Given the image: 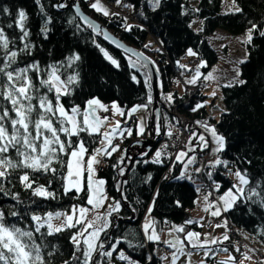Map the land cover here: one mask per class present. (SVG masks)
I'll return each mask as SVG.
<instances>
[{"label": "trees", "instance_id": "obj_1", "mask_svg": "<svg viewBox=\"0 0 264 264\" xmlns=\"http://www.w3.org/2000/svg\"><path fill=\"white\" fill-rule=\"evenodd\" d=\"M76 1L86 15L98 21L120 42L144 52L156 63L163 83L161 110L164 118V140L170 137L167 133L171 127H167V121L179 131L183 127L182 120H185L190 136L196 130L201 132L204 128L203 124L214 126L217 133L225 138V149L217 154L219 158L228 161L229 167L233 170L247 169L253 185L257 181L264 184V37L254 34L253 43L247 44L248 58L241 65V79L245 83H235L230 87L222 88L224 111L219 119H215L204 105L193 111L196 105L202 104L207 99L201 86L186 85L183 95H180L176 89V78L182 70L177 63L184 59L188 49L192 48L198 54L194 61L198 62L202 59L207 61L209 67L203 69L204 71L210 70L217 63L218 56L207 39L218 30H223L232 36L243 35L251 26L249 21L264 25V0H235L243 11L230 14H222L223 0H199L198 6H194L191 0H161L155 10L149 0H124V3L134 6L132 8L134 25L131 31L125 30L127 22L122 15L105 16L89 7L87 0ZM102 1L107 4L115 3V0ZM42 3L46 5L47 14L52 17V22L48 25L50 31L47 38L41 32L46 17L40 13L35 0H0V28L4 30L10 41H15L14 44L10 43V50L18 51L23 47L19 39L21 32L17 27L20 10H24L27 15L25 27L30 33L29 42L34 46L30 54L19 53L13 67L22 68L26 64L39 62L41 69L45 70L41 76L46 78L45 73L50 70L49 66L56 65L58 74L64 81L69 76L78 74V83L69 86L71 95L61 97V103L67 110L78 105L83 111L86 101L97 97L106 105L118 103L125 112L136 105L146 104L150 113L153 106L150 79L130 67L128 54L110 44L101 35H97L76 16L72 8L62 13L57 12L51 5L59 3V0H42ZM4 8H7L8 12H4ZM195 18H200L202 21L200 33L195 32L191 27V22ZM149 37L159 40V48L147 43ZM104 52L117 60L119 67L114 66L105 57ZM73 54H78L80 59L69 65L68 58ZM3 55V50H0V58ZM29 75L33 77L39 88L37 95L47 93L55 104L54 92L49 93L45 87H41L35 73ZM133 75L136 76V80L132 79ZM166 94L172 95L171 102L165 98ZM33 104H38V101L34 99ZM53 122L55 125V119ZM131 125L132 123H129L128 126ZM61 139L67 137L61 133ZM71 139L74 143L78 139H83L89 154L100 145V135H89L87 132H82L79 137L74 136ZM139 140L141 138L136 129H133L132 135L123 141L121 147H118L119 150L110 157H105L107 167L98 173V177L106 181L105 191L111 203L113 200H120V191L117 190L118 181H127L123 193L127 197L124 202L129 205L126 207L121 202L120 211L113 214L117 221L114 219L112 226L107 230V236L103 233L101 240L105 242L107 249L115 239L127 237L133 246L129 247L127 242H123L118 247L123 249L132 260L138 261L139 264H163V260L156 253L160 243L147 242L141 228L156 193L158 192L159 195L156 196L151 216L157 222V231L160 229L165 231L166 225H184L186 220H192L188 211L195 207L199 195L197 188L201 191L205 190V193L212 192L211 196L216 200L232 186L233 181L225 173L227 169L224 167H217L216 171L211 169L213 180L221 185L219 191H213L214 185L206 175L209 171L207 168L192 180H198L199 186H196L191 180L176 179L183 170L182 163H175L170 174H166V165L143 163L145 160L150 161L152 153L143 155L145 151L140 154L131 151L127 159L126 151ZM195 144L197 145V140ZM206 150L208 149L205 148L204 151ZM198 153L200 157L203 156L200 150ZM8 155L18 159L14 150H10ZM121 156L125 157V163L121 167L126 166L127 169L124 176L119 175V168L113 167ZM60 159L66 163L69 157L60 154ZM137 161L141 162L137 163ZM248 161L251 163L249 164ZM52 167L57 169L54 175L32 172L29 169H16L10 170L9 177L0 181V186L4 189L0 192V210L5 212L8 223H16L18 227L27 229L32 227L33 214L43 216L47 212L70 211L73 206L90 207L87 204V189L81 193L71 191L65 194L63 177L67 173L66 166L54 161ZM25 171L35 178L36 183L33 187L37 185L48 187L49 191L55 192L56 199L34 196L31 189H26L19 180V176ZM149 175L152 177L151 180H147ZM49 182H51L50 186ZM14 194L18 195V199H13ZM249 208L252 209L251 212ZM12 211L19 215L16 217L9 215ZM223 217L230 228L240 232L249 249L258 251L255 249L256 244H264V235L261 234V229H264V208L258 204L238 203L232 210L225 212ZM80 229L81 225L66 228L54 235H45L42 241L40 235L36 234V242L46 246L43 249L45 254L55 251V255L51 258L45 255L48 264H64V261L71 260L75 250L72 237ZM185 230L197 232L201 228L199 223H193L185 225ZM46 231V228L41 229L42 233ZM221 248H227L238 263L240 257H243L244 249L236 252L228 241L217 246L213 251H219ZM149 255L152 256L151 261L148 260ZM99 259V254H95L93 264ZM207 260L208 264L227 261L212 255ZM258 262L264 264L262 257ZM120 263L122 261L117 259L114 253L112 264Z\"/></svg>", "mask_w": 264, "mask_h": 264}, {"label": "snow or ice", "instance_id": "obj_2", "mask_svg": "<svg viewBox=\"0 0 264 264\" xmlns=\"http://www.w3.org/2000/svg\"><path fill=\"white\" fill-rule=\"evenodd\" d=\"M36 5L39 7L40 13L46 17L41 32L45 38H47L50 29L48 25L52 22V17L46 12V5L42 3V0H35ZM116 5L124 8L132 9V4L124 3V0H115ZM153 10L159 7L160 0H149ZM75 12L86 24L93 28L94 31H98V26L94 25L87 17L83 16L78 4L73 3L71 5ZM51 7L61 9L68 7L65 3H57L51 5ZM89 7L97 12L102 13L105 16H119V13H110L109 9L101 3V0H93L89 3ZM4 12H8L7 8L3 9ZM234 12H242L243 9L236 5L233 0ZM27 15L24 10H20L18 13L17 27L20 29L21 35L20 41L23 43V47L18 51L10 50L9 37L5 34L4 30L0 28V50H3L2 62H0V181L7 179L10 175V170L16 169H29L32 172L52 173L57 172L55 167H52L53 162H58L66 166L67 174L63 177L65 183L63 185L64 192L67 194L70 191L75 190L79 193L84 191L83 176L87 173V191L88 207L73 206L71 214L61 212H47L43 216L39 214L31 215V221L33 222L31 228L18 227L16 223H8L6 220V214L3 210H0V264H48L45 259V255L51 258L55 255V251H49L46 254L43 249L42 243H37L36 234L40 235L41 241L45 235L51 236L55 233L62 232L65 228L76 227V225H83V228L73 235L72 243L74 245V252L72 253L71 260L64 261V264H93L94 254L98 253L100 259L95 261V264H112L113 254H116V258L127 262V264H139L138 261L132 260L125 251L118 246L127 242L129 247H132L131 241L127 240V237L117 238L114 242H111L107 249L105 242L101 240V233L107 236V229L112 226V221L109 219L113 213H118L121 209V201L113 200L108 204V210L104 215H96L94 219L89 220L87 214L92 209H99L103 206V202L107 199L104 193L103 186L106 181L103 179H96L97 166L103 162V157H110L112 153L118 150V145L112 143V139L115 135H124V132L120 130V122L117 121L115 126L109 131H101L102 127H106V121L108 117L98 116L97 111L103 112L113 111V114L125 115L120 106L113 102L111 106H108L97 98L93 97L86 101V107L81 112L78 105L73 106L70 110L65 109L64 105L60 102L62 96L71 95L69 86L78 83V74L71 75L66 81L61 80L58 74V68L56 65H50V70L46 71V78L41 76L42 70L39 62H32L26 64L24 67H13L17 62L19 53L30 54L31 48L34 47L29 42L30 33L25 27V21ZM127 21V17H124ZM71 22V21H70ZM251 25L246 32L244 43L252 44L254 34L264 37V25L249 21ZM12 27V25H8ZM132 25L125 24V30L131 31ZM104 38L111 40L112 38L104 33ZM115 43V41H113ZM99 47V45H97ZM117 47H123V45L117 44ZM101 51H104L101 49ZM126 53H132L131 49L125 48ZM187 54L189 56H195L196 53L192 49H188ZM105 57L116 67H119L117 60L113 59L107 52H104ZM138 59L140 54H136ZM80 59L78 54H73L68 58L69 65ZM245 60H241L240 63H244ZM132 67H136V63L131 64ZM199 65L196 69V75H194L187 82L195 84L200 77ZM141 68H146V64H140ZM181 67H187L181 65ZM29 73H35L36 79L39 80V85L45 87L49 93L54 92L55 104L49 99L47 93L43 95H37L39 88L32 76ZM239 76V72H237ZM208 77H205L207 79ZM133 80H136V76H132ZM238 83L243 84L245 81L238 80ZM231 86V84L227 85ZM215 95V92H213ZM169 102L173 97L169 94L167 97ZM36 99L38 104H33V100ZM149 102H151V96H149ZM203 107L202 104L196 105V109ZM147 105H136L132 107L127 115L131 117L138 111L146 110ZM35 113V115H34ZM80 117V119H78ZM54 119L56 124L54 125ZM200 123V122H197ZM58 125V126H57ZM206 131H208L212 137L214 144L216 145L212 151L213 154H218L225 149V138L218 134L214 126L207 124L202 125ZM146 130V123L144 118H140L138 134L144 135ZM127 135H132L131 129L125 130ZM87 132L89 135H100V147L95 148L91 154L85 145L83 139H78L75 143L72 141V137H79L80 133ZM157 135L161 132V126L157 120L155 127ZM61 133L67 137V139H61ZM167 135L171 136V130ZM193 136H196L193 133ZM198 143L203 148L208 147V140L203 134L196 137ZM191 143V138L189 140ZM10 150H14L18 159H13L8 155ZM195 148H188L187 151H180L176 154L175 159L184 164V170L176 179H191V175L187 169L190 165L196 163L195 156H189V152H194ZM60 154H64L69 157L65 163L60 159ZM88 156L87 160H84L85 156ZM143 155H147L144 153ZM164 153L160 150L155 152L154 158L151 161H143V163H162L161 157ZM186 158V160L184 159ZM141 161H137L140 163ZM125 157L121 156L120 160L113 167L119 168V175L124 176L126 172V166L124 165ZM250 164L251 161H248ZM224 167L228 170L229 175L235 178V183L225 191L222 195L216 198L215 201H210L209 197L212 192H207L203 195V202L205 204L204 211L210 212L211 216H221L223 212H228L238 205V203H251L258 204L261 208H264V184L257 181L255 185L252 184V180L249 177L247 169L241 171L237 168L235 171L229 167V162L222 160L217 155L215 159L210 160L206 165L197 167L194 169L195 173H200L204 168L209 169L206 175L214 185L213 191H219L221 185L213 180V172L211 169L217 167ZM149 175L147 180H151ZM20 182L26 189H31L34 196H39L44 199H56V194L53 191H49L48 187L44 185H37L35 178L30 175L28 171H25L19 176ZM147 182V181H146ZM51 182H49L50 186ZM127 184V181H118L117 190L121 192V198L127 200V197L123 193V187ZM4 189L0 186V192ZM201 189L197 188V192ZM7 195V193H5ZM153 197L152 204L148 208V213L145 216V222L142 225L144 237L146 241L153 242L155 244L163 243L169 248L173 249L171 256L161 255V260L167 261L168 264H177V261L181 256L188 257L187 264L191 262V251H186V247L190 246L192 249H207L203 255L205 258L209 256L211 249H208V245L219 244L223 241L229 240L227 232L222 237H212L206 235L201 240V234L194 231H186L185 225L198 223L194 220H186L184 225H171L168 228L167 234L170 239L161 240V234L164 229L157 231V222L151 217L152 209L155 206L156 196ZM13 199H18V195L14 194ZM179 205V201H177ZM135 211V209H133ZM252 209L249 208V212ZM9 215L16 217L19 214L15 211L9 213ZM61 217L63 219L61 220ZM203 219V218H201ZM55 220H61L59 225L54 224ZM165 223H168L165 221ZM227 220H224L221 224L215 225L216 228H227ZM203 226V225H201ZM46 228V233H42L41 229ZM91 229V231H89ZM180 234H183L181 238ZM261 234L264 235V229H261ZM187 242V244L185 243ZM81 245L84 247L82 248ZM224 252H228L227 248L223 249ZM236 251H240L239 246L236 247ZM250 251H255L250 249ZM80 253V255H77ZM244 259L251 260V257L247 253L242 254ZM148 260H152V256H148ZM200 264H205L204 260L200 261ZM220 264H238L235 257L229 253L227 261H221Z\"/></svg>", "mask_w": 264, "mask_h": 264}, {"label": "rangeland", "instance_id": "obj_3", "mask_svg": "<svg viewBox=\"0 0 264 264\" xmlns=\"http://www.w3.org/2000/svg\"><path fill=\"white\" fill-rule=\"evenodd\" d=\"M87 2L91 3V2H93V0H91L90 2L89 1H87ZM191 2L194 6H198V4H199V0H191ZM101 3L104 4L108 8H111V7L113 8L114 6L120 7V6L116 5V3L107 5V3H105L102 0H101ZM232 9H233V0H223L222 14L235 13L234 11H232ZM126 22L128 25H134V22H132V20L130 18H127ZM191 27L195 32L200 33L201 29H202L201 19L195 18L191 22ZM245 35H246V33L243 35H239V36H232L223 30H218V31H216V33L212 37H210V39H207V41L209 42L211 47L216 51L217 56H218L217 63L214 66H212L210 68V70H208V71L203 70V69L209 67L206 60L202 59L198 62L194 61V59L197 58L198 54L192 48L191 49L196 53V55L195 56H189L186 53V56L184 57V59L177 63L178 67H181V65L187 66V67H181L182 70L180 71V75L177 76V78H176V84H177L176 89L179 92V94L183 95L186 85L197 84V85L201 86L203 94L207 98V99H205L204 102H202V105H204L208 108L211 115L214 116L215 119H219L221 113L224 111L222 88L224 86L229 85V84L233 85L235 83H238V80H242L241 79V65H242V63H240V61L241 60L246 61L248 58L247 44L244 43ZM147 43L150 45H153L154 47H157V48H159V45H160L159 40L154 39L152 37L148 38ZM128 57H129V59H128L129 65L133 70L139 71L144 76H148L146 69L140 67V64H142V63L137 58H135L131 55H128ZM132 63H136L137 66L135 68L132 67L131 66ZM201 64H203L204 66L199 67V72L201 73V75L197 79V82L195 84L188 83L187 81L190 80L194 75H196V69ZM237 72H239V76H237ZM205 77H208V78L205 79ZM148 78H149V76H148ZM150 88H151V85H150ZM213 92H215V95H213ZM168 95L169 94H166L165 98ZM151 96H152V89H151ZM147 110H148V108H147ZM83 111H81V112H83ZM124 113L126 114L125 111H124ZM97 115L102 116V117H104V116L108 117V120L106 121V127L101 128L102 132L111 130L115 126V123L117 121L120 122V130L119 131H122L125 133L126 129H131V130L133 129V127L128 126L129 121L131 120V117H128L125 121H123L125 115H123V116H121L119 114L114 115L113 111L112 112H110V111L103 112L102 110H98ZM78 119H80V117H78ZM166 125L168 128L171 127L170 129H168V131L171 130L172 133L178 131V129L176 127L171 126V123L169 121H167ZM193 133H195L196 136H193V134H192L189 137L186 149L183 150V151H187L188 148H195L194 152L188 153L189 156H195V158H196V163L194 165H190L187 169L188 173L192 177L191 180L195 179L194 176H196V178H197L198 175L202 172L201 171L200 173H195L194 172L195 168L201 167L202 165H206L211 159L214 158V156H217V154L214 155L213 151H212V149L216 145L214 144L210 133L208 131H206L205 128H203V130H201V132H198L196 130ZM201 134H203L205 136V138L208 140V147H206L208 150H206V151H204L205 148H203V150H201L202 145H200L198 143V140L196 138ZM123 136L124 135L121 136L118 133L117 135H115L113 137L112 143L114 145H116V141L122 140ZM190 138H191V143H189ZM100 140H101V136H100ZM165 140H163V141H165ZM196 140H197V145L195 144ZM99 147H100V145H99ZM118 150H119V148H118ZM199 150L201 151V153L203 155L202 157L199 156V153H198ZM184 159L186 160V158H184ZM177 162L181 163L180 161H177ZM183 170H184V164H183ZM99 171H100V169L97 167V171H96L97 174L99 173ZM232 171H235V170L232 169ZM225 173L227 175H229L228 170ZM229 177L232 179L233 183L236 182L234 177H232L231 175H229ZM96 179H100V178H98L96 176ZM192 183L196 186H199V182L197 179L195 181H192ZM83 187H84V189H87V173L86 172L84 173V176H83ZM103 190L105 193V185L103 186ZM73 191H75V190H73ZM81 192H79V193H81ZM209 200L215 201V200H213L212 196L209 197ZM110 203L111 202L109 201V198L107 197V199L103 202L102 207H100L98 210L92 209L87 214L88 219L89 220L94 219L95 216L98 214L104 215L107 212L108 204H110ZM204 207H205V204L203 202V194H201V191H200L198 198L196 200V203H195V207L193 209H190L188 211V214L191 216L192 220L197 221L199 223V227L201 225H203L200 227L201 230L197 231L198 233L201 234V240H203L206 235L212 236V234L217 232V231L220 232L221 235H223L225 228L224 227L216 228L215 225L221 224L226 219L223 217L222 214H221V216H218V217L211 216L210 212H205L203 210ZM72 208L70 211H57V212L71 214ZM88 208H91V205ZM113 214L109 218L112 222L115 219V216H113ZM208 217H213L216 220V223L214 226H212V228L206 227V225H207L206 221H207ZM201 218H203V219H201ZM62 219H63V217H61V220ZM61 220H55L53 223L56 225H59L61 223ZM144 222H145V219L142 222V225L144 224ZM76 226H78V225H76ZM82 228H83V225H81V229ZM109 228L107 230H109ZM141 228H142V226H141ZM89 231H91V229H89ZM167 231H168V229H165V231L161 234V240L162 241L171 238L168 236ZM142 232H143V229H142ZM194 232H196V231H194ZM102 235H103V233H101V236ZM180 236H181V238H183V234H180ZM224 242H222L220 244H224ZM244 242H245V246L243 248L241 247V249H244V252L247 253V255L251 257V260H246V259H244V257H240V262L238 264H261L260 262H258V259L261 257H262V260L264 263V244H256L255 249L258 251H250L247 242L246 241H244ZM185 243L187 244V242H185ZM161 244H163V243H161ZM163 245H165V244H163ZM208 249H210V248L208 247ZM185 250L192 252V256L190 258L192 264H200L201 260H204L205 264H208L207 259L211 258V255L213 257H217V258L221 257L222 259L228 260V256L230 253L229 251L226 253L224 251L221 252V250H223V248H221V250H219V251H213L211 249V251L209 252V256L207 258H205L203 253L207 249H192L190 246H188V247H186ZM172 251H173V249H171V248L167 250V254L169 257L171 256ZM187 260H188V257L181 256L180 259L177 261V264H187ZM120 264H127V262L122 261V263H120ZM163 264H168V262L163 261Z\"/></svg>", "mask_w": 264, "mask_h": 264}, {"label": "water", "instance_id": "obj_4", "mask_svg": "<svg viewBox=\"0 0 264 264\" xmlns=\"http://www.w3.org/2000/svg\"><path fill=\"white\" fill-rule=\"evenodd\" d=\"M59 3H65L66 5H68V7L61 8V9L55 8V10L57 12L62 13L64 11L68 10L69 8H72L74 13L76 14L75 9L71 6L73 3L78 4V2L76 0H59ZM79 7H80V5H79ZM80 11L83 14V16L87 17V19L89 21H91L94 25L98 26V31H94L92 27H90L88 24H86L84 22V20H82L80 18V16H78L77 14H76V16L84 24H86L89 28H91L97 35H101L104 38V33H107L108 36L111 37L112 39L109 40V39L104 38L105 40H107L110 44L114 45L115 47H117V44L123 45V47H117L123 51L125 48L131 49L132 53H127V54L131 55L137 59H138V57L136 54H140L138 60L142 64L147 65V67L145 69H146L148 76H149V79H150L151 89H152V97H153V106H152L151 111H150L149 135L145 139H141L139 141L134 142L132 144L131 148L126 151V158L128 159L130 157L131 151H135L138 154H140L142 151H145L146 153H153V151L156 149V147L164 140V118H163V114H162V110H161L162 96H163V83H162L160 71H159L156 63L150 57H148L144 52L139 51V50H135L131 47L124 45L116 37H114L106 28H104L98 21H96V20L90 18L88 15H86L82 11L81 7H80ZM113 41H115V43ZM157 120L159 121V124L161 126V132L159 135H157L155 132ZM133 162H134V159L131 161V165L133 164ZM119 198H120V201L122 203H124V205L126 207H129L128 203L124 202V200L121 198V192H119ZM115 220L117 221V218H115Z\"/></svg>", "mask_w": 264, "mask_h": 264}, {"label": "built area", "instance_id": "obj_5", "mask_svg": "<svg viewBox=\"0 0 264 264\" xmlns=\"http://www.w3.org/2000/svg\"><path fill=\"white\" fill-rule=\"evenodd\" d=\"M87 1H91V0H87ZM121 15L123 17H127L130 18L131 20H133V16L132 13L130 11H124L121 13ZM183 123V127L181 129H179L178 132H176L174 135L170 136L168 139H166L165 141H163L161 144H159L156 149L154 150V152L152 153L151 157H150V161L154 158L155 152L160 150L164 153V155H162L161 160L162 163H167V164H172L174 163V158L176 156L177 153H179L180 151H183L186 149L187 143H188V139L190 137V133L188 132V125L186 123L185 120H182ZM128 137L127 133H124L123 139L120 141H116V145H118L119 147L122 146L123 141ZM216 156H214L213 159H215ZM211 159V160H213ZM162 163H159L157 165H161ZM107 160H105V157H103V162L101 165L97 166L100 170H103L107 167ZM155 164V163H153ZM172 169V168H171ZM171 169H169V167L167 166L166 169V174H170ZM215 170V169H213ZM202 193H205V190L201 191ZM215 221L214 220H209L208 221V225H212L214 224ZM169 225H166V228H169ZM233 229V228H232ZM236 230V229H234ZM232 241L233 245H234V241L235 238L232 234H230L229 236V241ZM237 246H239V249H241V247L243 248L245 246V242L243 239H239V241L237 242ZM237 246H233V249L236 251V247ZM168 248L167 245H164L163 247L159 248L158 250V257L160 258L161 255H166V249ZM239 252V251H236Z\"/></svg>", "mask_w": 264, "mask_h": 264}, {"label": "crops", "instance_id": "obj_6", "mask_svg": "<svg viewBox=\"0 0 264 264\" xmlns=\"http://www.w3.org/2000/svg\"><path fill=\"white\" fill-rule=\"evenodd\" d=\"M104 5V4H103ZM108 5V4H107ZM108 8V7H107ZM109 9V11H110V13H119L120 15H121V13L122 12H124V11H130L131 13H132V9H129V8H124V7H117V6H114L113 8L111 7V8H108ZM100 13V12H99ZM109 16H112V15H109ZM109 106H111V105H109ZM110 112H112L111 110H110ZM127 113L128 112H126V114H125V116H124V119H123V121H125L129 116L127 115ZM141 117H143L144 118V121H145V123H146V130H145V134L144 135H139L138 134V127H139V122H140V118ZM129 123H132V125H131V127H133V129H136V132H137V134H138V136L141 138V139H145V138H147L148 137V135H149V127H150V113L148 112V110L146 109V110H141V111H138V112H136L135 114H133L132 116H131V120L129 121ZM129 125V124H128ZM133 129H132V132H133ZM128 136H131V135H128ZM87 155L84 157V160L86 161L87 160ZM201 162V161H200ZM205 169V168H204ZM203 169V170H204ZM202 170V171H203ZM97 177H98V174H97V172H96V174H95ZM195 177V176H194ZM193 177V178H194ZM99 178V177H98ZM189 180H191V179H189ZM193 180V179H192ZM191 180V181H192ZM105 193H106V191H105ZM201 194H206V193H202L201 192ZM108 197V196H107ZM225 214V212H223L222 213V215H224ZM191 217V216H190ZM210 219H214L213 217H208V219H207V221H209ZM207 221H206V223H207ZM215 224H213V225H210V227H208V228H212V226H214ZM208 225H206V227H207ZM201 227V226H200ZM228 224H227V228H225V230H224V233L225 232H227V229H228ZM212 237H222V235H221V233L220 232H215V233H213L212 234ZM228 241V240H227ZM147 242H149V241H147ZM224 242V241H223ZM226 242V241H225ZM224 242V243H225ZM160 245H162L161 243H160ZM219 245H221L220 243L219 244H214V245H212V244H210V245H208V247L210 248V249H212V250H214L217 246H219ZM170 249V248H169ZM158 249L156 250V253H157V255H158ZM223 250H221V252H222ZM226 253V252H225ZM245 253V252H244ZM168 255V254H167ZM219 258H221V257H219ZM222 259V258H221Z\"/></svg>", "mask_w": 264, "mask_h": 264}, {"label": "bare ground", "instance_id": "obj_7", "mask_svg": "<svg viewBox=\"0 0 264 264\" xmlns=\"http://www.w3.org/2000/svg\"><path fill=\"white\" fill-rule=\"evenodd\" d=\"M131 127V126H130ZM174 163H173V165L175 164V163H177V160L174 158ZM179 163V162H178ZM164 165H166V166H168L169 167V169H171V168H173V165L172 164H165V163H162L161 164V166H164ZM172 170V169H171ZM212 171H216V168H215V170H213L212 169ZM203 172V171H202ZM210 220H214L215 221V223H216V220L215 219H210ZM207 223H208V221H207ZM214 223V224H215ZM208 225V224H207ZM213 225V224H212ZM166 227V226H165ZM207 227H210V225H208ZM166 229H168V228H166ZM227 234H228V236H230V234H232L233 236H234V238H235V241H234V245L235 246H237V242L239 241V239H243L242 238V235L240 234V232L238 231V230H234V229H232V228H230V227H228V229H227ZM227 242V241H226ZM228 242H230L231 243V245L232 246H234L233 245V243H232V241L230 240H228ZM222 245V244H221ZM164 245L162 244V245H160V246H158V250H159V248H161V247H163ZM169 249V247L166 249V255H167V250ZM158 252V251H157ZM165 255V254H164Z\"/></svg>", "mask_w": 264, "mask_h": 264}]
</instances>
